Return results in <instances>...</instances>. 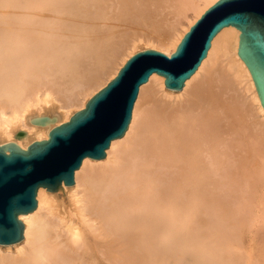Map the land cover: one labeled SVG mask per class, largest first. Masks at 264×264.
I'll return each instance as SVG.
<instances>
[{
	"label": "bare ground",
	"instance_id": "obj_1",
	"mask_svg": "<svg viewBox=\"0 0 264 264\" xmlns=\"http://www.w3.org/2000/svg\"><path fill=\"white\" fill-rule=\"evenodd\" d=\"M39 1L0 0V146L14 142L27 150L33 142L49 139L55 127L67 123L75 113L84 109L88 101L138 52L132 46L123 54L125 49H116L112 45L114 42L110 43L113 32L110 34L106 30L110 36H102V32L97 31L98 19L103 21L106 17L102 3L107 0H47V15L42 14ZM123 1L127 5L122 10L132 15L129 24L131 22L139 28L135 31L146 33L148 41L157 37L161 40L165 32L163 20H157L152 11L144 9L146 7L144 10L136 7L135 10L132 1ZM217 1L181 0L184 7L190 8L189 11L186 9L188 13L194 12L195 18L190 19L183 31L175 29L177 32L168 41V48H157L155 42H151L154 44L150 49L171 55L194 23ZM186 10L182 12L187 13ZM182 18L184 22V16ZM59 31L73 33L68 35L71 41L62 40ZM240 35L235 27L221 31L213 40L208 57L186 82L182 92L214 56L217 60L224 58L228 70L219 68L217 74L218 70L214 68L220 62L217 66L211 62L214 67H209L202 81L194 85L187 105L169 108L156 103L153 110L142 113L143 116L139 114L142 122L137 127L138 134H133L135 137L125 147L122 142L130 136L138 121L136 105L125 138L113 141L107 151V160L115 152L117 162L123 161L121 167L100 170V173L93 171L82 180L79 178L81 171L97 162L90 158L84 160L76 172L75 185L63 186L60 190L65 196L75 197L71 214L55 209L62 192L58 194L41 188L38 208L20 216L25 225L24 240L15 245H0V264H170L166 253L172 254L178 247L190 245L198 251V255L196 252L194 257L191 255L193 260L196 259L194 263L187 258L192 264H264V235L260 238L253 236L254 252L249 253L245 247V235L259 234L255 230L264 221V215H258L256 211L259 208L264 210V201L257 196L255 181L249 179L245 168L248 158L240 153L248 149L252 125L243 120L241 101L234 96L235 99L227 98V91L232 86L231 72L243 81L242 85L247 84L245 89L252 95L257 112L254 113L259 119L254 126L253 138L261 147L257 146V149L256 144L251 149L253 154H264V107L252 75L238 54ZM120 54H123L120 64L110 62ZM110 56L115 58L110 60ZM105 73H109L108 81L101 79ZM50 78L53 79L51 83ZM66 78L74 83L89 79L96 85L92 87V83V89L83 95L80 105L64 106L53 90L54 87L62 89ZM148 83V87L154 83L164 94L167 93L163 76L153 74ZM147 85L141 87L140 94ZM71 97L67 96V99ZM75 106L79 110L73 111ZM44 118H47L46 123L40 121ZM21 133H24L22 137ZM226 133L235 138H225ZM151 159H158L156 162L160 159L172 171L162 177L161 171V175L155 173L160 168L155 172H152L154 168L148 170ZM132 167H137L138 171L132 172ZM78 188L84 193L81 197ZM200 229L206 231L205 234L202 232L203 237L197 236ZM174 255L175 258L177 255ZM179 261L176 262L185 263ZM170 262L178 264L173 259Z\"/></svg>",
	"mask_w": 264,
	"mask_h": 264
},
{
	"label": "water",
	"instance_id": "obj_2",
	"mask_svg": "<svg viewBox=\"0 0 264 264\" xmlns=\"http://www.w3.org/2000/svg\"><path fill=\"white\" fill-rule=\"evenodd\" d=\"M228 27L241 33L238 54L264 107V0H218L171 55L155 49L137 52L84 109L55 127L49 139L35 141L27 150L14 142L0 146V245L24 240L20 216L38 208L41 188L56 193L63 186H74L85 159L107 158L113 141L129 130L141 87L153 74L165 78L168 90L182 91L208 57L213 40ZM40 121L46 123L47 118Z\"/></svg>",
	"mask_w": 264,
	"mask_h": 264
},
{
	"label": "rangeland",
	"instance_id": "obj_3",
	"mask_svg": "<svg viewBox=\"0 0 264 264\" xmlns=\"http://www.w3.org/2000/svg\"><path fill=\"white\" fill-rule=\"evenodd\" d=\"M106 1V0H105ZM132 1V2H131ZM134 1V2H133ZM149 1H151V3L149 2ZM163 1V2H162ZM169 1H170V3H169ZM173 0H168L167 2H166V0H160V2L158 1V0H130V2L131 3H133V6L135 5V10H136V7H138V9L140 10H142L144 7H146V8H144L145 10H147L148 12H151L152 14H154V15H156L155 17H156V19L157 20H161V22H162V20H163V22H164V26H165V28H164V30H165V32H164V35H163V37H161L162 39L160 40V38L159 37H157V38H155V39H153V41H148L149 40V37L146 35V33H141V31H135V29H137L138 27H134L135 26V24L133 25V23H131L130 22V24H129V20L130 19H132L131 18V13L129 12H127V11H124L125 10V7H126V5H127V2L125 3V1H123V0H107L106 2H104V3H102L103 4V7H104V9H105V12L106 13H104V14H106L105 16L106 17H108L107 19H106V17L104 18V20H103V18H102V20L103 21H100V19H98L97 21L98 22H100V23H102V24H100V23H98L97 24V27H99V28H97L98 30V32L99 33H101L100 35H102V36H105V35H107V36H110L109 35V33L111 34L112 32L114 33H112L114 36H112V34H111V38H110V43L111 42H114V44L112 43V45H114V48H116V49H122L123 51H124V49H125V52H123V54L124 53H127V50H130L131 48H132V46H134L135 47V50H136V48H137V50L136 51H138L139 52V50L141 51V50H143V49H150L152 46H153V44L151 43V42H155V44L154 45H156L155 47H157V48H159V47H163V48H168V41H170L171 40V38L173 37V34H175L176 32H177V30H175V29H178V31L180 30V31H183V29H184V27H186V26H188L189 25V23H190V19L192 18V19H194L195 18V15H194V12L193 11H191V12H189L188 13V11H189V7L188 6H186V7H184L181 3L182 2H180L179 0H174V2H172ZM147 3V5H146V3ZM159 2V3H158ZM166 2V3H165ZM176 2V3H175ZM135 3H137V4H135ZM139 3H140V5H139ZM160 3H162L161 5H160ZM171 3H172V5H171ZM178 3V4H177ZM47 4H48V1L47 0H41V1H39V5H40V9H41V7H42V11H43V15H47ZM156 4V5H155ZM164 4H167V5H164ZM181 4V5H180ZM137 5V6H136ZM150 7H149V6ZM170 5V6H169ZM175 5V6H174ZM139 6H142V7H139ZM154 6V7H153ZM162 6V7H161ZM166 6V7H165ZM180 8H179V7ZM147 7L148 8H150V10L149 9H147ZM151 7H153V8H151ZM169 7H171V8H169ZM175 7V8H174ZM178 7V8H177ZM181 7H182V10H180L181 9ZM183 7L185 8V9H183ZM157 8H158V10H157ZM160 8H162V9H160ZM164 8V9H163ZM168 10H167V9ZM122 9H124V10H122ZM143 9V10H144ZM152 9V10H151ZM176 9H178V10H176ZM186 9H188V11L186 10ZM40 10V11H41ZM164 11V12H162V15H161V11ZM184 10H186L187 11V13L189 14H187L186 12V14L185 13H183L184 12ZM158 11H159V13H158ZM166 11V12H165ZM174 11V12H173ZM176 11V12H175ZM180 11L183 13H180ZM45 12V13H44ZM123 12H126V13H124V14H126L125 16H124V14H123ZM119 13H120V15H119ZM176 13V14H175ZM119 16H118V15ZM127 14H129L128 16H127ZM134 14V13H133ZM158 14V15H157ZM172 14H173V16H172ZM159 15H160V17H159ZM172 16V18L171 17H169V16ZM177 15V17L179 18L180 16H184V22H183V18L182 17H180L179 19L177 18V17H175ZM188 15V17H186ZM118 16V18H116ZM123 16V17H122ZM164 16V17H163ZM120 17V18H119ZM167 18V17H169V18H167V19H165L164 20V18ZM110 18V19H109ZM122 18H124V19H122ZM188 18V19H187ZM121 19V20H120ZM169 19V20H168ZM171 19V20H170ZM182 19V20H181ZM191 19V20H192ZM106 20H108V21H106ZM119 20H120V22H119ZM126 20H127V22H126ZM133 20V19H132ZM168 20V21H167ZM172 20H174V21H172ZM175 20H177V21H175ZM180 20V21H179ZM189 20V21H188ZM105 21V22H104ZM122 21V22H121ZM124 21V22H123ZM131 21V20H130ZM179 21V22H178ZM166 22H167V24H166ZM181 22V23H180ZM183 22V23H182ZM189 22V23H188ZM122 25H121V24ZM123 23H124V26H123ZM168 23H170V24H168ZM172 23V24H171ZM174 23V24H173ZM177 23H179V24H177ZM132 24V25H131ZM175 24H177V25H179V26H176ZM100 25V26H99ZM111 25H112V27H111ZM167 25V26H166ZM170 25H172V26H170ZM185 25V26H184ZM110 26V27H109ZM116 28H115V27ZM133 26V27H132ZM174 26V27H173ZM181 26V27H180ZM130 27V28H129ZM166 27H167V29H166ZM173 27V28H172ZM175 27H177V28H175ZM179 27V28H178ZM183 27V28H182ZM102 28V29H101ZM104 28V29H103ZM110 29H111V31H110ZM114 29V30H113ZM139 29V28H138ZM137 29V30H138ZM171 29H172V31H173V29H174V31L172 32L171 31ZM101 30V31H100ZM106 30L107 31H109V33H107L106 32ZM103 31H105L106 32V34L103 32ZM115 31H117L116 32V34H115ZM179 31V32H180ZM60 32V31H59ZM63 32V31H62ZM130 34H129V33ZM166 32H168V36H167V33ZM171 32H172V34H171ZM61 33V32H60ZM65 33V34H64ZM64 33H61L62 34V40H66V42L67 41H71V38L69 37V36H71L72 34H71V32L69 31H67V32H65L64 31ZM136 35H135V34ZM67 34V35H66ZM122 34H123V36H122ZM128 34V35H127ZM141 34V35H140ZM65 35V36H64ZM69 35V36H68ZM84 35V34H83ZM87 35V34H86ZM85 35V36H86ZM99 35V34H98ZM119 35H121V36H119ZM169 35H172V36H169ZM119 36V37H118ZM132 36H134L133 38H132ZM136 36H137V38H136ZM139 36V37H138ZM112 37L114 38L113 40H112ZM140 37H142V38H140ZM69 38V39H68ZM123 38V39H122ZM128 39V41H127V39ZM147 38V39H146ZM158 38H159V40H158ZM166 38V39H165ZM168 38H170V39H168ZM157 39V40H156ZM156 40V41H155ZM150 42V43H148V42ZM115 42H118V43H116L115 44ZM120 42V43H119ZM122 42V43H121ZM119 44V45H118ZM122 44V45H121ZM127 44V45H126ZM136 45V46H135ZM152 45V46H151ZM126 48H125V47ZM131 46V47H130ZM151 46V47H150ZM130 47V48H129ZM123 54H120L119 56H117L116 57V59L118 60H116V59H114V60H111V59H113V58H115V57H109V59L111 60H108V61H110V62H114V63H118V64H120V58L122 57V55ZM215 59V60H214ZM217 63H215V62ZM225 59L224 58H221V59H219V60H217L216 59V56H214L213 58H212V60H211V62L212 63H214L216 66L218 65V63H219V65L217 66V67H215L214 69L215 70H218V71H216V73L218 74L219 73V70L221 69V70H228V63L226 62L225 63ZM211 62L209 61V62H207L206 63V65L207 66H205L204 67V71H202L201 72V74H199L198 75V77L196 78H194L193 79V81H191L190 82V84L191 85H189V87L187 88V90L186 91H180V92H175V91H171V90H167V93H165L164 94V92L162 91V90H160V86L159 85H155L154 83L152 84V85H149V87H148V85L147 84H149V83H147V84H145V86L147 85V87H145V90H144V92L142 93V94H140L139 93V100L137 99V101H136V104H135V107H136V105L138 104V107H137V112H138V118H137V120L140 122H138L137 121V123H136V125H135V127H134V129H133V131H132V135L130 134V138L128 137L127 139H124V141L122 142L123 144H124V146L125 147H127L128 146V144H129V140L130 139H133L137 134H138V129H137V127H139L140 125H141V122H142V116H143V114L145 113V112H147V111H150V110H153V108L155 107V104L156 103H163V104H165V105H167V106H169V108H175V107H178V106H183V105H187L188 103H189V101H190V99L189 98H192V93H190V92H192V89L195 87L194 85H196V84H198V83H200V81H202V79L204 78V76H205V74L204 73H206L208 70H209V67L210 68H212V67H214V64H211ZM90 62L88 61V63H86V66L88 67V64H89ZM223 64V66L222 67H224V69L221 67V65ZM110 68L112 67V65L110 64V66H109ZM208 67V68H207ZM206 68H207V70H206ZM217 68V69H216ZM220 68V69H219ZM90 70V69H89ZM89 72V71H88ZM232 74V75H231ZM108 75H109V73H108ZM107 75V73H105V74H103V76L102 77H104V78H101L102 80H104V81H108V79H109V76ZM107 76V77H106ZM234 76V77H233ZM231 77V80H230V82H231V87H230V89L227 91V94H228V99H232V98H236L239 102H240V104H242V106H243V120L245 121V123L246 122H248L250 125H252L251 126V135H249V138H248V149L247 150H242V151H244L245 153H242V151L240 152L241 154H242V156L244 157V158H248L247 159V167H246V164H245V168L247 169V171H248V176H249V179L251 178V180L252 181H255V183H256V187H257V196H258V198L261 200V201H264V154H261V153H258V155H256L257 153H254L253 154V151H252V145L254 146V145H256V146H254V147H256L257 148V146H259V148L261 147V144H260V142H258V141H254V133H256V131H255V128H254V126L256 125V124H258L259 123V119H258V117L256 116V109L254 108V105H253V99L251 98V94H249V92H247V89H245L246 88V86H247V84L244 82V84L242 85V83H243V81H241V79L240 78H238V77H236V75L234 74V73H231V72H229V78ZM106 78V79H105ZM202 78V79H201ZM238 78V80H236ZM51 79V80H50ZM49 80V83H51L52 82V78H50ZM200 79V80H199ZM70 81L69 79H67L66 78V81ZM88 81H85V82H82V81H80L81 83H82V85H81V83L80 82H63L64 83V86L63 87H60V88H62V89H59V87H54L55 88V91L53 90L54 88H53V86L52 85H50L49 83V87L53 90V92H55L54 94L56 95V97L59 99V101L62 103V105L64 104V106H68V104H70V105H74V104H76V105H80L81 104V102H82V100H83V95L86 93V92H90V90L92 89V87H94L96 84H95V82H92L91 80H89V79H87ZM241 82H240V81ZM91 83H90V82ZM237 81H239V82H237ZM66 83H68V85H66ZM70 83V84H69ZM77 83V84H76ZM80 83V84H79ZM83 83H84V85H83ZM92 83H93V86H92ZM74 84L76 85V86H74ZM71 85V86H70ZM78 85H79V87H78ZM68 86V87H67ZM86 86V87H85ZM90 86V87H89ZM92 86V87H91ZM153 86V87H152ZM157 86H159V88L157 87ZM67 87V88H66ZM82 87V88H81ZM64 88H66V89H64ZM74 90H72V89ZM155 89V91H154V89ZM152 89V90H151ZM157 89V90H156ZM231 89H232V91H231ZM67 91V92H65V91ZM75 90H76V92H75ZM79 90V91H78ZM82 90V91H81ZM88 90V91H87ZM151 90V91H150ZM246 90V91H245ZM71 91V92H70ZM72 91H73V93H72ZM78 91V92H77ZM148 91V92H147ZM80 92V93H79ZM82 92V93H81ZM141 92V91H140ZM150 92V93H149ZM173 92V93H172ZM58 93H60V94H58ZM69 93V94H68ZM76 94H78V95H76ZM147 94V95H146ZM167 94V95H166ZM226 94V95H227ZM62 95V96H61ZM74 95V96H73ZM150 95V96H149ZM67 96L70 98L71 96V99H67ZM149 96V97H148ZM232 96H234V97H232ZM74 97V98H73ZM153 97V98H152ZM231 97V98H230ZM234 98V99H235ZM240 98H241V100H240ZM67 99V100H66ZM77 99V100H76ZM63 100V101H62ZM155 100V101H154ZM69 101V102H68ZM79 103V104H78ZM253 105V106H252ZM250 108H251V110H250ZM254 108V109H253ZM135 109V108H134ZM73 111H75V110H79V107H77V106H75L73 109H72ZM254 110V111H253ZM249 111V112H248ZM254 112H256V113H254ZM143 113V114H142ZM142 114V116H140V115ZM251 122V123H250ZM257 122V123H256ZM254 123V124H253ZM138 124V125H137ZM253 129V130H252ZM258 129V128H257ZM233 132V131H232ZM133 134L135 135V136H133ZM227 134H228V136H227ZM231 136V137H230ZM229 136V133H226L225 134V138H227L228 137V139H234L235 137H233V134H231ZM133 137V138H132ZM125 138V137H124ZM253 139V140H252ZM127 140H128V142H127ZM125 142H126V145H125ZM131 142V141H130ZM121 143V144H122ZM123 144H122V146H123ZM167 143H165V145H166ZM260 144V145H259ZM130 145V144H129ZM123 146V147H124ZM258 149V148H257ZM240 154V155H241ZM245 154V155H244ZM238 155H239V153H238ZM116 154H115V152L113 153V155L107 160V158L106 159H104V160H102V161H97V162H102V163H97V162H92V163H90L83 171H81V173H80V175H79V178H81L82 180L84 179V178H86L88 175H90V173H93V171L94 172H98V173H100L101 171L100 170H102V172H103V170L105 171V170H107V171H109L111 168V170H114L115 168H118V167H121L122 165H123V161H120V162H117V160H116ZM152 160V164H151V166H149L148 167V170H152L153 168L155 169L154 171L152 170V172H155L156 170H158V169H156V168H160L158 171H159V173H158V171H156L155 173L157 174V175H159L161 172H162V177L163 176H166V174H169L168 172H171L172 171V168L171 169H169L170 167H167L166 165H164L161 161H160V159H159V162H156V160L158 161V159H151ZM156 163H155V162ZM153 163H155V164H157L156 166H154L153 165ZM163 164V165H162ZM160 165H162V166H160ZM165 166V167H164ZM163 167V168H162ZM152 168V169H151ZM167 169V170H166ZM132 172L133 171H138L137 170V167H132L131 169H130ZM164 170H166L167 172H165V174L163 173L164 172ZM169 170V171H168ZM161 171V172H160ZM164 174V175H163ZM161 175V174H160ZM81 188V187H80ZM80 188H78V193H79V195L78 196H82V191L81 190H83L82 188H81V190H79ZM129 188V187H128ZM129 191L131 192V191H133V187L131 188V189H129ZM62 191H59V192H57L58 194L59 193H61ZM62 194H63V196H62ZM83 195H84V193H83ZM80 196V197H81ZM79 198V197H78ZM75 197L73 196V195H70V194H68V195H64V193L62 192L61 193V196H59V199L56 201V203H57V205L55 206V209L58 211H63V212H67V213H69V214H71L70 212H72V209L74 208V205H75ZM259 210H260V212L261 211H263V212H259ZM259 210L257 209L256 211L258 212V215L260 214L261 216L262 215H264V210H263V208H259ZM55 221H57V218L55 219ZM202 230V231H201ZM200 232V233H199ZM199 232H197V236L199 235V237H203L202 236V232H203V234H205L206 233V231H205V229H200L199 230ZM256 232H258L259 234H255V235H252V236H250L248 233L245 235V239H246V241H245V243H247L246 245H248V246H246L245 245V247L247 248H245L246 250H248V252L249 253H252L251 252V250L253 251V247H254V238L255 237H257V238H260L262 235H264L263 233H264V221L259 225V227L255 230V233ZM261 234V235H260ZM205 236V235H204ZM253 236H255V237H253ZM252 237V238H251ZM249 240V241H248ZM248 241V242H247ZM253 241V242H252ZM251 242H252V244H251ZM204 243H205V241H204ZM250 244H251V246H250ZM205 245L207 246V244L205 243ZM191 246V245H190ZM190 246H186V247H178L177 248V250H176V252H174V253H176V257H177V259H176V257L174 258V253H172L173 254V256L171 257V255L172 254H170V253H166L165 255H166V257L168 258L167 259V261H169V263L170 264H174V263H172V262H170V260H172L173 259V262L175 261V263H178V262H176V261H179V260H182L183 262H185L184 260H186L187 258H191L192 259V257H194V254H195V252H196V254L198 255V251H196V250H194L195 248V246L194 247H190ZM193 246V245H192ZM194 248V249H193ZM182 249V250H181ZM192 250V251H191ZM178 251V252H177ZM191 251V252H190ZM193 251H194V253H193ZM170 252V251H169ZM254 252V251H253ZM170 254V255H169ZM195 254V255H196ZM167 255H169V256H167ZM191 255H193L192 257H191ZM181 257V258H180ZM176 259V260H175ZM194 259V258H193ZM192 259V260H193ZM190 260V259H189ZM189 260L187 259L186 260V262H187V264H192V262L194 263V261L196 260H190V261H192L191 263L189 262ZM182 261H179V262H182ZM186 262L185 263H181V264H186ZM178 264H180V263H178Z\"/></svg>",
	"mask_w": 264,
	"mask_h": 264
},
{
	"label": "snow or ice",
	"instance_id": "obj_4",
	"mask_svg": "<svg viewBox=\"0 0 264 264\" xmlns=\"http://www.w3.org/2000/svg\"><path fill=\"white\" fill-rule=\"evenodd\" d=\"M118 86V85H117Z\"/></svg>",
	"mask_w": 264,
	"mask_h": 264
}]
</instances>
